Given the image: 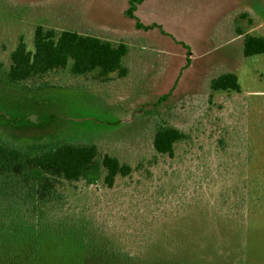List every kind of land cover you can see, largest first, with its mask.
Segmentation results:
<instances>
[{
  "label": "rangeland",
  "instance_id": "1",
  "mask_svg": "<svg viewBox=\"0 0 264 264\" xmlns=\"http://www.w3.org/2000/svg\"><path fill=\"white\" fill-rule=\"evenodd\" d=\"M144 53L148 54L146 63H150V53L148 50ZM183 56L185 62L188 53L186 56L184 51ZM125 64L120 63L125 77L116 72L105 83L73 75L69 69L58 70L38 84L39 91L34 92L19 91L31 88L29 83H8L7 68L4 72L0 64V142L32 154L52 150L62 143L96 145L100 154L115 157L134 170L130 178L117 180L112 190L102 183L91 187L82 183L62 186L65 200L62 210L47 212L37 226L31 222L26 229L34 228L39 234L33 235L37 239H92L94 242L87 244L81 264H170L150 262L142 256L133 258L112 247L127 246L128 242L132 246L133 239H142L146 235L144 226L154 216L162 217L176 210L180 198L191 203L192 197L197 196L209 205L219 192L232 188L242 190L259 203L251 202L254 210L246 207L244 229H231L224 238L231 240H216L192 264H264V135L256 137L251 123L243 116L248 110L253 114L254 110H261L262 103L256 95H264V64L252 66L253 63L247 62L243 73L248 69L251 72L240 77L242 93L230 97L215 94L213 100H207L210 92L185 89L159 105L163 89L136 87L143 77L156 79V74L148 75L157 69L135 66L139 73L130 69L129 75ZM214 74L198 63V69L193 68L191 75L196 76L193 79L196 82L188 86L210 87ZM106 86L130 88L100 90ZM64 87L78 89L61 90ZM233 122L246 127L257 148L243 163L231 157V162L235 159L232 164L225 158L224 161H229L228 168L220 159H213L215 152L210 150L208 137L213 125ZM159 125L172 126L192 136L191 143L177 148L174 159L153 151V134ZM173 189L177 191L169 200L159 203L154 198L161 190L170 193ZM199 218V225L209 227L243 224L212 220L206 224L203 216ZM24 222L20 219L16 223L21 232L25 230ZM53 264L59 261L55 259Z\"/></svg>",
  "mask_w": 264,
  "mask_h": 264
},
{
  "label": "trees",
  "instance_id": "2",
  "mask_svg": "<svg viewBox=\"0 0 264 264\" xmlns=\"http://www.w3.org/2000/svg\"><path fill=\"white\" fill-rule=\"evenodd\" d=\"M146 1L148 0H130L125 16L136 19V10ZM136 27L144 31L154 28L144 27L139 22ZM126 54L127 47L122 44L115 45L76 33L40 28L34 35L33 52H29L23 39H20L11 56L9 78L13 82L38 85L56 71L69 69L73 75L89 76L99 83H105L116 72L121 77L126 76V71L120 67ZM244 55L264 57V39L246 37ZM210 88L207 92L211 95L207 100H213L215 94L225 93L230 97L233 93H242L238 78L232 74L213 79ZM178 91L179 89L163 90L164 94L159 97L158 105L169 100ZM256 96L261 100V110H254V114L248 110L243 116L251 123L254 135L263 136L264 95ZM240 125L239 122H233L222 126L213 125L210 129L208 139L211 141L210 150L215 152L213 159H220L228 168L231 157L242 163L246 162L251 152L257 148L254 137L246 127L242 125V128ZM191 142L190 134L172 126L159 125L153 134L152 148L156 155L174 159L177 148ZM225 158H229V161H224ZM133 172L130 166L121 164L117 158L100 154L96 145L62 143L52 150L32 154L0 142V264H53L55 259L59 264H81L87 244L94 242L92 239H37L34 237L39 236L36 230L32 227L26 229V226L31 222L37 226L47 212L62 210L65 204L62 186L82 183L91 187L102 183L112 190L117 180L130 178ZM176 191L173 189L166 193L161 190L154 198L159 203L164 202L171 199L170 196L175 195ZM183 195L181 194L182 197ZM192 198L191 203L180 198L176 210L167 212L162 217L154 216L144 226L146 235L142 239H133L132 246L128 242L127 246L115 244L112 248L133 257H148L173 264H192L197 262L198 255L204 254V251L207 253L216 240H231L224 239L229 236L231 229H244L248 212L246 207L253 209L255 205L251 206V202H258L242 190L232 188L219 192L209 205L203 203L204 199L198 200L197 196ZM201 216L206 224L211 220L243 224L238 227H232V224H214L215 227H209L208 224H198ZM20 219L25 221L23 232L16 225Z\"/></svg>",
  "mask_w": 264,
  "mask_h": 264
},
{
  "label": "crops",
  "instance_id": "3",
  "mask_svg": "<svg viewBox=\"0 0 264 264\" xmlns=\"http://www.w3.org/2000/svg\"><path fill=\"white\" fill-rule=\"evenodd\" d=\"M129 1L0 0L2 70L7 68L9 75L11 56L21 38L26 49L34 51V35L40 28L125 45L127 54L121 64L123 66L127 61L124 69L129 75L130 69L135 73L139 71L134 69L135 66L138 69H157L148 75L156 74V79L143 77L136 86L153 91L208 87L188 86L192 81L196 82L193 80L196 76L193 78L191 75L193 68L198 69V63L208 73H215L213 79L232 74L238 81L241 76L251 72L248 69L243 73L247 62L253 63L252 66L264 64L261 55H244L246 37L264 39V0H148L136 10V19L125 16ZM137 22L144 27L154 28L138 30ZM147 50L151 56L150 63H146L148 54L144 52ZM184 51L189 56L188 59L185 57V62ZM202 53L206 55L198 58ZM7 82L13 84L9 76Z\"/></svg>",
  "mask_w": 264,
  "mask_h": 264
},
{
  "label": "bare ground",
  "instance_id": "4",
  "mask_svg": "<svg viewBox=\"0 0 264 264\" xmlns=\"http://www.w3.org/2000/svg\"><path fill=\"white\" fill-rule=\"evenodd\" d=\"M28 85H30L31 88H23V89L20 88L19 91H31V92L39 91V87H40L39 85H33L31 83H29ZM84 88L85 87H81L80 89H84ZM118 88H121L122 90H125V89H129L130 87H128V86H120V87H110L109 88L108 86H106V87H100V90H117ZM76 89H78V87H64L61 90L71 91V90H76ZM150 89H152V88H150ZM200 89H203V91H207V90H210L211 88L210 87H203V88H200ZM85 90H87V89H85ZM90 90H92V89H90Z\"/></svg>",
  "mask_w": 264,
  "mask_h": 264
},
{
  "label": "water",
  "instance_id": "5",
  "mask_svg": "<svg viewBox=\"0 0 264 264\" xmlns=\"http://www.w3.org/2000/svg\"><path fill=\"white\" fill-rule=\"evenodd\" d=\"M164 91L168 90V89H163ZM191 90H196V91H203V89H187V91H191ZM145 91V90H144ZM183 91H186L185 89ZM148 258V257H147ZM151 259V258H149ZM173 264V263H170Z\"/></svg>",
  "mask_w": 264,
  "mask_h": 264
}]
</instances>
